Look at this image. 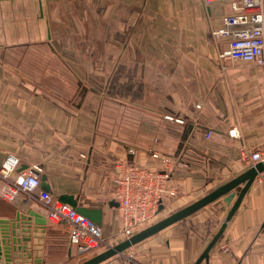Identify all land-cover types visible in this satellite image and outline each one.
I'll return each mask as SVG.
<instances>
[{
  "label": "crops",
  "instance_id": "obj_1",
  "mask_svg": "<svg viewBox=\"0 0 264 264\" xmlns=\"http://www.w3.org/2000/svg\"><path fill=\"white\" fill-rule=\"evenodd\" d=\"M20 1L26 0L5 5ZM45 3L53 21L65 14L58 9L68 14L75 10L78 31L87 26V35L79 31L77 38H86L88 44L71 52L64 43L51 42L59 41L55 30L49 39L80 85L72 92L70 80L66 93L55 90L65 82L48 86L57 95L0 62V166L8 155L17 157L11 176L40 168V187L44 177L46 190L55 198L71 194L78 205L98 210L96 223L109 236L121 226L113 198L116 169L171 170L175 193L162 200L163 212L193 202L250 167L240 157V145L264 151V70L221 55L227 39L213 38L201 0ZM229 12L228 4L214 3L212 24L222 26L221 16ZM69 53L103 57L104 81L90 80L89 74L96 72L91 61L85 66V80L80 65L67 59ZM0 55L2 62L11 63L5 49ZM208 130L211 136L206 139ZM4 183L0 180L1 216L26 209L45 216L36 194L4 198ZM237 192L231 190L99 264H193ZM46 225L41 264H62L80 254L61 224L47 220ZM207 264H264L263 184L253 180L211 247Z\"/></svg>",
  "mask_w": 264,
  "mask_h": 264
},
{
  "label": "built area",
  "instance_id": "obj_2",
  "mask_svg": "<svg viewBox=\"0 0 264 264\" xmlns=\"http://www.w3.org/2000/svg\"><path fill=\"white\" fill-rule=\"evenodd\" d=\"M210 33L213 38H226L227 49L221 55L235 61L251 64L264 70V10L263 0H201ZM216 2L229 5L230 12L221 16L222 26L215 27L210 14V7ZM211 131L205 133V138ZM239 153L249 166L264 159L263 150H250L240 145ZM83 156V155H81ZM159 160L170 162L168 157L154 153ZM19 160L8 155L0 166V180L5 183L1 195L8 200L22 197L29 199L37 195L45 206V217L49 222L61 224L67 231L69 242L80 253L99 251L111 246L112 239L126 238L140 228L149 225L160 213V205L166 196L175 193L170 184L171 170L149 167L123 166L116 169L112 182L113 198L120 214V228L105 236L100 226L93 220L78 213L71 205L59 201L47 190L40 187L38 172L34 167L20 170L11 176ZM254 180L264 185V170L258 172Z\"/></svg>",
  "mask_w": 264,
  "mask_h": 264
},
{
  "label": "water",
  "instance_id": "obj_3",
  "mask_svg": "<svg viewBox=\"0 0 264 264\" xmlns=\"http://www.w3.org/2000/svg\"><path fill=\"white\" fill-rule=\"evenodd\" d=\"M11 0H0V3L7 2ZM35 7L37 9L38 17L45 20V32L44 34L36 35L30 38H19L8 40V44L14 45L16 43H27V42H43L47 46L49 52L54 56V58L62 65L65 71L71 76V83L73 86L72 92L80 85V80L76 74L72 71L69 65L62 59V57L57 53L50 43V34L47 29V19H46V8L45 0H34ZM4 44L0 40V45ZM2 49V48H0ZM0 55V62L7 64L10 68H13L16 72L29 78L32 82L40 85L46 90L59 95L55 90L49 88L43 83L37 81L35 78L22 72L17 66L8 62H2ZM264 170V159L255 163L254 166L248 167L246 170L226 181L225 183L217 186L213 190L204 194L200 198L194 200L193 202L171 212L165 217L145 226L144 228L138 230L137 232L131 234L130 236L120 240L119 242L103 249L96 254L88 257L87 259L81 261L78 264H99L102 261L122 253L127 248L135 245L136 243L146 239L147 237L156 234L167 226L183 219L184 217L190 215L206 204L212 202L218 197L230 192L231 190H237V196L232 203L224 221L220 225L218 231L213 235L211 240L204 247L198 258L193 264H200L203 260L207 264L209 258V251L211 247L215 244L219 236L221 235L226 222L231 218L232 214L235 212L237 206L239 205L243 195L246 193L247 189L253 182L256 174ZM41 189H48V185L45 182V178H41ZM239 185L241 187L239 188ZM232 197L233 194L228 195ZM59 201L68 203L71 205L78 213L84 215L85 217L98 222L99 211L93 210L91 208L80 206L77 204V200L71 194H62L58 198ZM47 219L43 214L33 210L26 209L24 211L16 210L13 214L8 217H3L0 214V264H41V254L43 239L46 232Z\"/></svg>",
  "mask_w": 264,
  "mask_h": 264
},
{
  "label": "rangeland",
  "instance_id": "obj_4",
  "mask_svg": "<svg viewBox=\"0 0 264 264\" xmlns=\"http://www.w3.org/2000/svg\"><path fill=\"white\" fill-rule=\"evenodd\" d=\"M21 3H12L5 5V2L0 3V40L4 44L0 45V48L5 49L6 54L11 63H14L18 69H20L25 74L29 75L32 78H35L39 82H43L47 86L54 84L55 82H65L55 90L59 92H68V82L72 79L71 76L65 71L62 65L54 58V56L49 52L47 46L43 42H27V43H16L14 45L8 44V40L19 39V38H30L36 35L44 34L45 32V20L41 17H38L37 9L34 4V0H26L25 2L20 1ZM46 8V19H47V29L51 36L53 30L60 35L59 41L51 40L52 43H64L66 48L71 52L70 49L74 47H80L82 44H88L86 38L83 40L81 37L78 39V35H87V26L85 30H79L77 24H73L75 21V16L78 13L73 10L72 14H68L63 9H58V12L65 13L61 15L57 20L53 19L49 15L47 4L45 3ZM57 10V9H55ZM60 21L61 23H56ZM65 34L64 41L61 35ZM75 35V37H74ZM126 45V44H125ZM125 45L122 46L119 43H116L117 48H125ZM128 47V46H126ZM85 53L86 51H82ZM69 61L75 62L80 65L81 75L87 80L86 67L88 62L91 61L92 64H95L96 72L90 73V80L95 79L96 81H104L103 74V57H86L81 55L80 57H72L70 55L67 57ZM120 56H117L115 60L118 62ZM65 61V60H64ZM66 62V61H65ZM67 63V62H66ZM114 69V67H113ZM22 78L29 80V78L21 75L17 72ZM92 76V77H91ZM81 79V78H80ZM31 81V80H29ZM50 83V84H48ZM103 91V89L101 90ZM181 208V207H180ZM179 209V208H178ZM163 211L157 214L154 217V220L150 222L153 223L171 212L175 211ZM142 229V228H140ZM139 229V230H140ZM124 238L112 239L111 245L119 242ZM104 249V248H103ZM102 250V249H101ZM99 250V251H101ZM99 251H88L82 252L80 254H75L71 258H67L62 264H78L81 261L87 259L88 257L96 254Z\"/></svg>",
  "mask_w": 264,
  "mask_h": 264
}]
</instances>
